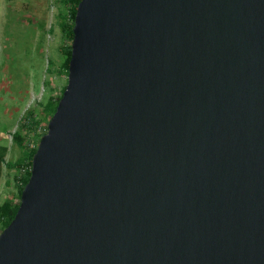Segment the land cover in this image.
Here are the masks:
<instances>
[{
    "label": "water",
    "instance_id": "water-1",
    "mask_svg": "<svg viewBox=\"0 0 264 264\" xmlns=\"http://www.w3.org/2000/svg\"><path fill=\"white\" fill-rule=\"evenodd\" d=\"M72 33L0 264H264V0H80Z\"/></svg>",
    "mask_w": 264,
    "mask_h": 264
},
{
    "label": "rangeland",
    "instance_id": "rangeland-1",
    "mask_svg": "<svg viewBox=\"0 0 264 264\" xmlns=\"http://www.w3.org/2000/svg\"><path fill=\"white\" fill-rule=\"evenodd\" d=\"M59 10V0H0V205L16 201L11 165L22 151L12 135L21 129L27 111H34L40 125L24 145L27 151L35 148L49 121L43 105L59 97L67 84L62 50L69 42L59 26Z\"/></svg>",
    "mask_w": 264,
    "mask_h": 264
},
{
    "label": "trees",
    "instance_id": "trees-1",
    "mask_svg": "<svg viewBox=\"0 0 264 264\" xmlns=\"http://www.w3.org/2000/svg\"><path fill=\"white\" fill-rule=\"evenodd\" d=\"M80 0H59L60 10L58 13L59 26L62 31L63 37L69 44L62 50V55L64 56V62L66 66V75L68 74V64L71 56V42L73 39V24L74 18L76 14V9ZM67 83V82H66ZM66 85L62 88L61 94L56 99L50 97L48 101L43 105L44 115L48 116V119L52 117L54 114L57 104L62 97V94L65 90ZM40 125V121L37 118V115L34 111H27L23 122L21 123V129L15 132L12 135V141L14 144L21 149L22 155L16 159V161L11 165L16 169V176H14L15 186H16V201L13 199H6L0 205V227L1 232L5 229L9 223L13 220L19 204V199L21 195V191L23 187L28 182L30 177V169H31V159L34 155L36 148H33L29 151L25 148V141L30 134L36 133L38 127ZM45 131L39 135L43 136L46 133ZM3 164V156L0 155V175H1V166Z\"/></svg>",
    "mask_w": 264,
    "mask_h": 264
},
{
    "label": "built area",
    "instance_id": "built-area-1",
    "mask_svg": "<svg viewBox=\"0 0 264 264\" xmlns=\"http://www.w3.org/2000/svg\"><path fill=\"white\" fill-rule=\"evenodd\" d=\"M30 144H32V146H33V141H30Z\"/></svg>",
    "mask_w": 264,
    "mask_h": 264
}]
</instances>
